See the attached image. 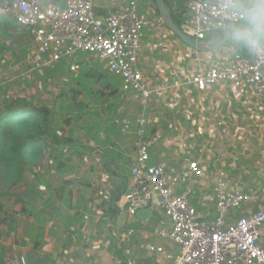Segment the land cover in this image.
Instances as JSON below:
<instances>
[{"label":"crops","instance_id":"obj_1","mask_svg":"<svg viewBox=\"0 0 264 264\" xmlns=\"http://www.w3.org/2000/svg\"><path fill=\"white\" fill-rule=\"evenodd\" d=\"M129 1L107 0L101 8ZM168 1L175 6L173 0ZM94 2L100 7L99 0ZM138 2L142 13L153 14L155 18L153 26L146 31L140 59V68L154 91L147 111L148 130L162 134V140L151 150L150 163L166 162L173 171L186 168L189 160H203L209 165L206 176L192 182V203L202 219H214L213 183L220 167L226 171L232 190L254 188L258 193L254 202L231 211L228 219L235 221L260 210L264 207V193H261L264 187V106H254L253 109L246 97L234 93L228 84L211 88L209 101H206L203 94L189 83L197 57L206 66L227 64L230 57L227 49L233 44L229 39L214 49L205 47L196 51L168 28L155 0ZM240 3L247 9L259 0H240ZM0 20L2 25L9 22L18 26L12 20ZM177 26L180 28L179 24ZM233 26L209 36L208 40L221 34L229 35ZM14 45L12 50L21 53L18 43L14 42ZM25 45L27 52L31 47L29 38ZM235 48L239 53L247 52V47ZM3 50L4 47L0 46V52ZM24 59L20 61L21 65L30 73ZM158 88L164 89L159 92ZM103 106H106L104 110L111 120L115 115L121 117V127L115 124L116 120H107L105 126L100 120L80 126L86 133H76L72 130L73 124L66 129L65 137L75 141V146L54 148L63 153L60 156L64 163L60 164L61 170L57 168L58 160L54 162L48 159V155L44 156L41 165L28 170L25 181L14 190L21 196L7 198L12 206L11 212L9 205L4 203L8 216L15 212L14 231L20 235L8 243L0 241L10 262L32 253L37 258H45L46 264H150L151 245H161L166 253H176L177 247L158 235L161 221L165 219L164 212L157 205L158 197L154 198V205L147 208L151 214L144 221L139 220L137 214H128L124 196L119 201L114 196L112 209L107 211L111 193L125 194L133 185L130 168L135 160V120L141 109L121 91L118 96L109 97ZM257 114L262 122H253L258 120ZM99 118L104 120L102 114ZM83 120L79 123H90ZM215 120L229 126L217 129ZM126 130L132 135L130 154L122 150V144L129 141ZM28 172L32 174L28 175ZM155 212L161 216L159 222ZM130 231H133L131 236L128 235ZM36 243L38 246L34 249ZM261 243L264 246V227ZM162 258L165 260V256Z\"/></svg>","mask_w":264,"mask_h":264},{"label":"built area","instance_id":"obj_2","mask_svg":"<svg viewBox=\"0 0 264 264\" xmlns=\"http://www.w3.org/2000/svg\"><path fill=\"white\" fill-rule=\"evenodd\" d=\"M173 1L174 8L182 5L185 10L180 30L202 44L209 36L239 23L244 10L240 0ZM0 18L12 20L29 32L31 47L24 62L31 72L73 61L77 56H91L106 64L128 90L126 97L138 104L135 160L130 168L133 185L124 194V204L128 214L135 216L154 205L158 197L157 205L165 215L158 235L177 247L176 253L170 254L164 246L151 245L150 264H264V207L235 221L228 219L231 211L254 202L258 194L254 188L232 190L226 171L218 168L213 183L215 215L209 221L200 218L192 203V182L204 178L209 165L203 160H189L186 168L173 171L166 162L150 163L151 150L162 140V134L148 130L147 111L154 91L140 68V59L146 31L155 18L141 12L138 0L107 9L96 7L94 0H0ZM227 53L229 61L220 65L206 66L197 57L189 83L206 101L211 88L228 84L234 93H242L253 109L264 106V46L247 47L246 54L230 46ZM214 125L217 129L229 126L217 120Z\"/></svg>","mask_w":264,"mask_h":264},{"label":"trees","instance_id":"obj_3","mask_svg":"<svg viewBox=\"0 0 264 264\" xmlns=\"http://www.w3.org/2000/svg\"><path fill=\"white\" fill-rule=\"evenodd\" d=\"M164 3H166L172 21L176 25H180L185 12L183 6L178 5L177 8H174L172 4H169L168 0H164ZM11 49H14V47ZM17 55L18 54H16V57ZM84 61H80L79 63L88 64V62ZM66 63L67 62H62L55 64L54 67H48L43 70L41 75L45 73H53L55 75L62 73L63 68L66 67ZM57 66H59L58 69L56 68ZM93 77L94 81L103 87L102 89H92L90 81L93 80ZM77 80H68V82L72 83L71 94L68 95H72V97H60L57 98V101L60 106H62L64 99L65 101H73V103L68 102V105H72L73 110L79 113H82L84 110L88 112L87 108L89 107L86 103H77V100H75L81 96L82 91H86L90 97H95L99 100V104H104L108 102L109 97L118 96L120 94L119 87L123 85V83L119 81L120 79L114 78L112 74L109 73L104 62L99 66H97L95 62H93L92 66L88 64L87 72L83 73V81ZM114 80H117V82H114ZM50 81L54 82L52 74H50ZM0 94L5 95V97L8 96V98L4 97L0 101L3 105L2 108H0V224L10 226L12 225V221L7 219V212L3 199L13 195V191L25 181L27 171L33 167L40 166L44 156L48 155V159L54 162L58 160L57 168L61 170L62 166L60 164L64 163L60 159V156L63 153L58 152L54 148L58 146L65 147V145L70 144V146H72L75 144V141H72L70 137H65L64 130L59 131L55 127L58 119V112L56 114L58 108L57 103H54L52 106L42 103L32 106L30 102H26L27 100L9 97L11 96V91H6L4 88H0ZM66 110H69V108H66ZM68 113L70 114L69 111ZM81 117H83L82 114L78 116L77 119ZM74 119L75 117L70 114L63 121L68 126H72L75 121ZM34 174L38 176L36 173ZM111 195L112 197L109 205L106 204L108 206L107 211L112 209L114 196L116 201H119L121 197L124 196L123 193L115 194V191L112 192ZM37 246L38 243L35 244L34 249H36ZM9 263L7 250L0 243V264Z\"/></svg>","mask_w":264,"mask_h":264},{"label":"rangeland","instance_id":"obj_4","mask_svg":"<svg viewBox=\"0 0 264 264\" xmlns=\"http://www.w3.org/2000/svg\"><path fill=\"white\" fill-rule=\"evenodd\" d=\"M99 1H100V6H102L104 5V2H106L107 0H99ZM1 23L2 21L0 20V39H2L0 40V46H3L4 50L0 52V88H4V90L6 91H11V96L9 97L15 98V99L21 98V100H25V101L27 100L26 102H30L32 106L39 105L41 103L46 104L48 106H52L54 103H57L58 108H57L56 114L58 112V119H57V123L55 127L59 131L64 130L65 132L66 129L68 130V128L70 127L63 121L70 114L75 117L74 127L72 130L76 133L79 131L86 133V130H83L82 128H80V126H86V125L98 122L100 120L103 121L104 126L108 123L106 122L107 120L111 122H114L116 120L115 124L117 126L120 125V122L122 121L121 117L118 118L115 115L112 117V120H111L107 111L104 110L106 106H103V104H99L100 101L97 100L95 97H90L86 91H82L81 96L75 100H77V103L81 102V103H86L87 105H89V107L87 108L88 112H86L85 110L82 113L74 111L72 105H68V102L73 103V101H70V100L65 101L64 99L62 102V106H60L59 102L57 101V98H60V97H63V98L72 97V95L71 96L68 95V94H71V86H72V83L68 82V80L78 79L77 81H83V73L87 72L88 64L92 66L93 62H95L97 63V66H99L101 65V63H103L101 62V60H96L95 58L91 56H87V55H82L80 57L77 56L75 60L69 61V63L68 62L66 63V67L63 68L62 73H59L57 75L50 73L54 77V82H52L50 81V74L45 73L44 75H41L43 73V70L37 73L35 72L29 73L27 71V68L21 65L22 60L25 58V56L29 52V50L26 52L27 45H25L29 38V32L25 28L20 27L19 25L18 27L9 22L4 23L6 25H1ZM5 26H9L14 31H12L10 28H6ZM6 32H10L11 35L7 34ZM14 42L18 43V46H19L18 50H20L21 53H15L11 49L12 47L15 46ZM205 53H210V51H206ZM16 54H18L17 57H16ZM80 61L88 62V64L79 63ZM59 63H62V62H59ZM56 68L58 69L59 66H57ZM112 76L119 80V78L115 77L114 75ZM114 82H117V80H114ZM20 84L22 85V87ZM90 86H92L93 90H97V89L100 90L103 88L102 86L98 85L94 81V77H93V80L90 81ZM119 89L120 91L125 93L126 96H128V90L124 87V85H120ZM4 97L5 95L0 94V101ZM6 97L8 98V96ZM127 104L129 105V102ZM2 106L3 105L0 103V108H2ZM66 108H69V110H66ZM68 111L70 112V114L68 113ZM81 114L83 116L81 118L84 119L83 121L87 120L90 123H79V120L81 118L77 119V117L80 116ZM101 114L103 115V119L105 121L99 118ZM256 116L259 117V114H257ZM125 135L128 137L129 141L125 140L126 144H122V150L124 151V153L130 154V148H131L130 140H131L132 135L127 130L125 131ZM73 146H75V144H73ZM29 174H32V173L28 172V175ZM12 196H21V193L18 192V195H17V193H15L14 191ZM8 197L10 198V196H7L5 198L6 200L3 199V202L5 203L6 206L9 205L8 210H10L11 212L12 206L11 204H8V201H7ZM12 212L13 213L10 216L6 214L7 219L9 221H12V225L8 226V225L0 224V236H1L0 241H4L6 243H8L9 240H14L13 238H18L20 236L14 231L16 221L14 218L15 212L14 211ZM154 215L157 216V218H159L158 219V222H159L161 220L160 214H157V212H155ZM9 233L11 236L7 235ZM19 239H21V237ZM10 263H14V262L11 261Z\"/></svg>","mask_w":264,"mask_h":264},{"label":"clouds","instance_id":"obj_5","mask_svg":"<svg viewBox=\"0 0 264 264\" xmlns=\"http://www.w3.org/2000/svg\"><path fill=\"white\" fill-rule=\"evenodd\" d=\"M240 22L229 31L237 48L264 46V0L240 12Z\"/></svg>","mask_w":264,"mask_h":264},{"label":"water","instance_id":"obj_6","mask_svg":"<svg viewBox=\"0 0 264 264\" xmlns=\"http://www.w3.org/2000/svg\"><path fill=\"white\" fill-rule=\"evenodd\" d=\"M155 1L158 6V10L162 20L165 22L168 28L180 39V41L183 42L188 47L196 51H202L205 49V47H208V49H214L215 47H219L218 45L220 43H226L230 39L229 35L221 34L220 36H217L216 38L210 41L208 40L207 42H205L206 44H202L200 42H196L188 38L186 35L183 34L180 28L172 21L170 17V12L164 3V0H155ZM150 214H151V210L149 209L140 210L137 212V217L139 218V220L144 221L147 217L150 216ZM30 263L46 264L47 260L45 258H37L34 254L29 253L26 256L19 258L13 264H30Z\"/></svg>","mask_w":264,"mask_h":264}]
</instances>
